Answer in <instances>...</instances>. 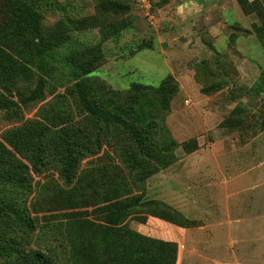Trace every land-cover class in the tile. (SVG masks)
Instances as JSON below:
<instances>
[{
    "label": "trees",
    "instance_id": "1",
    "mask_svg": "<svg viewBox=\"0 0 264 264\" xmlns=\"http://www.w3.org/2000/svg\"><path fill=\"white\" fill-rule=\"evenodd\" d=\"M96 1L102 13L120 15L130 10V5L120 0ZM237 1L245 13L257 14L259 23L254 25V30L264 46V0ZM36 3V0H0V110L14 118L22 113L23 106L44 99L50 71L57 68L50 63L65 61L62 67L67 69L65 76L72 83L69 90L97 130L89 134L82 129H71L57 111L56 107H61L56 105L50 108L51 116L44 114L27 127H18L4 135L0 143L1 183L10 184L24 196L31 186V171L39 174L48 164H53L59 172L64 186L57 188L56 194L44 195L51 199H43L49 213L42 218L46 223L51 218H60L52 225L53 229L64 235L57 238L70 239V247L65 260L52 248L48 251L40 247L27 249L23 239L34 233L38 221H33L19 198L4 200L0 201V264H176V243L144 236L130 228L129 221H144V214L181 226L196 225L197 220L163 201L145 200L144 193L122 194L118 186L94 174L82 179V187L93 196L96 194L100 201L97 215L81 216L79 211L70 209L82 192L76 185L70 186L80 163L95 153L102 130L111 127L124 133L123 142L133 143V147L122 146V151L136 174V181L145 183L158 171L168 168L176 159L177 141L169 135L159 138L158 128L179 90L178 81L168 74L157 86L139 82L131 83L126 89L109 86L92 75L104 59L100 42L70 49L66 59L58 54L62 46L69 44L70 32L79 29L83 22L63 17L53 27L46 28L42 8ZM128 23L129 20H124L116 27L103 23L102 40L130 28L132 24ZM152 46L153 41H145L139 50ZM206 63L203 60L200 65ZM201 83L203 92L208 94L222 87L221 81ZM237 91L239 96L260 99V129L264 130V70L250 87L232 90L233 99L239 98ZM242 111L240 105L235 107L224 126L230 129L244 125ZM97 185L102 186L100 193ZM17 230L21 232L20 239L16 236Z\"/></svg>",
    "mask_w": 264,
    "mask_h": 264
},
{
    "label": "crops",
    "instance_id": "2",
    "mask_svg": "<svg viewBox=\"0 0 264 264\" xmlns=\"http://www.w3.org/2000/svg\"><path fill=\"white\" fill-rule=\"evenodd\" d=\"M157 5L160 32L170 45L162 50L165 63L181 89L194 88L201 101L211 102L204 109L197 101L193 119L213 140L181 156L177 148L181 158L150 177L144 193L145 200L163 201L199 223L181 226L144 214V221L131 219L129 226L176 243V264H264V130L237 144L238 129L220 127L223 115L217 112L224 94L235 101L232 90L250 87L264 70V46L254 30L259 18L245 13L237 0H158ZM203 60L207 63L200 65ZM204 80L221 81L222 87L214 96L202 94ZM174 100L182 102L179 95ZM175 120L187 124L181 115Z\"/></svg>",
    "mask_w": 264,
    "mask_h": 264
},
{
    "label": "rangeland",
    "instance_id": "3",
    "mask_svg": "<svg viewBox=\"0 0 264 264\" xmlns=\"http://www.w3.org/2000/svg\"><path fill=\"white\" fill-rule=\"evenodd\" d=\"M120 1L130 5L129 13L120 15L102 13L98 9V1L96 0H36V5L42 8L43 24L46 28L53 27L63 17H70L83 22L79 29L70 32L69 44L59 49L58 54L60 56L66 59L67 52L70 49L78 50L100 42L99 47L104 54V59L102 64L92 73L93 77L105 81L109 86L116 89H126L133 82L157 86L163 78L168 74H172L171 68L165 63L163 54V51L170 45L161 35L160 15L158 13V23L155 26L149 25L144 18L136 13V8L131 0ZM158 8L157 5V10ZM124 20L130 21L132 24L130 28L102 40L103 32L100 28L103 23L112 24L116 27ZM145 41H151V43L153 41L152 48L139 50V47ZM64 63L65 61L60 63L58 60L50 63L54 68L57 65V68L50 71L51 76L45 89L46 96L44 99L23 106L22 113L18 117L10 118L5 111L0 110V143L4 141L3 137L7 132L18 127H27L33 121L42 119L44 114L50 115L49 112H52L50 108L56 105L61 107H56L57 111L61 112V117L71 129H82L89 134L96 133L97 129L94 121L82 111L78 105V99L69 90L72 83L65 76L67 69L65 70L62 67L65 65ZM19 84L24 83L20 82ZM203 89L200 88V92L208 94L203 92ZM237 94L239 96L240 93L237 91ZM177 95L181 97V103L174 100ZM214 95L215 93H213ZM200 96L196 89H181L179 84V90L171 100L169 110L164 113V119L159 123L158 137L162 138L168 135L173 137L177 141L176 149L179 148L177 151L180 156L185 151L184 148H187L189 153L199 148V143H205L206 145L213 140L209 132L198 129V125L193 119L197 101L201 103L204 109L208 106L211 108V102L201 101ZM186 97L192 100V104L189 106L183 102ZM225 97L224 94L217 103V112L219 115H223L220 122L217 120L219 126L224 128L225 119L235 107L240 105L243 109L241 115L244 117L245 122L244 125L236 127L238 133L235 135V142L237 144L248 142L254 134L262 131L259 118L260 99L241 96L234 101ZM230 105L233 108H230ZM213 110L216 111V108ZM174 115L176 117L181 115V118L187 123L186 126L181 127L179 121L175 120ZM123 136L124 133L120 129L111 127L109 130H102L100 144L96 147L95 153L80 163L76 179L70 186L76 185L75 188H79L82 192L70 210L79 211L78 213L81 216L96 217L100 201L96 199V194L93 196L82 187V179L92 174L105 180L104 182L118 186L122 194L130 192L129 194L139 195L146 192L149 178L145 180V183L136 181V174L130 169L128 161L124 157V151H122V146L126 144L133 147V143L130 140L123 142ZM185 144L186 146H184ZM180 158L176 155V159L171 165H174ZM166 169L158 171L151 177L164 172ZM78 179H80V182H77ZM30 185L23 196L18 189L13 188L10 184H3L0 180V201L19 198V201L27 206L33 221H38L35 222L36 229L34 233L29 238L23 239L27 249L40 247L44 251H48L49 248H52L56 250L61 259L65 260L70 247V239L67 237L57 238L56 236L59 234L52 226L59 222L60 218H51L50 223H46L47 220L42 218L49 213L45 208V200L43 201V199H51L50 197L45 198L44 195L48 192L56 194V189L64 186L59 172L53 164H48L39 174L31 171ZM96 190L100 193L102 186L97 185ZM142 213L140 212V215ZM61 229L58 230L59 233ZM60 235L64 236L61 233ZM16 236L20 239L21 232L19 230H17Z\"/></svg>",
    "mask_w": 264,
    "mask_h": 264
},
{
    "label": "built area",
    "instance_id": "4",
    "mask_svg": "<svg viewBox=\"0 0 264 264\" xmlns=\"http://www.w3.org/2000/svg\"><path fill=\"white\" fill-rule=\"evenodd\" d=\"M157 1L158 0H131L137 13L144 18L149 25L153 26L158 23ZM186 103L190 104L191 100L186 99Z\"/></svg>",
    "mask_w": 264,
    "mask_h": 264
}]
</instances>
